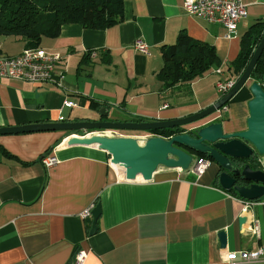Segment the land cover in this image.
<instances>
[{"label": "crops", "instance_id": "0c3cea01", "mask_svg": "<svg viewBox=\"0 0 264 264\" xmlns=\"http://www.w3.org/2000/svg\"><path fill=\"white\" fill-rule=\"evenodd\" d=\"M241 1L246 16L231 39L221 25L188 16L182 0H123V20L104 30L61 26L55 38H43L39 46L61 56L55 83L0 79V128L98 121L100 108L108 111L107 121L119 122L168 121L207 108L217 100L216 82L234 79L226 69L240 52L242 36L264 22V0ZM179 35L213 47L218 64L190 84L164 88L155 77L161 52ZM136 40L147 45L148 55L133 48ZM14 42L20 47L10 53L14 43L0 38V57L24 50ZM251 98L247 85L215 122L225 132L245 130ZM66 136H0V150L12 156L0 154V264H69L78 250L86 253L84 264H227L229 252L264 248V196L247 202L222 190L213 163L199 179L158 167L149 181H127L106 152L66 146L61 143ZM48 149L57 163L45 169L40 158ZM257 163L264 169V155ZM96 204L101 211L89 234L91 217L81 215ZM239 218L246 220L239 224ZM253 220L259 239L250 232ZM219 232L225 233L223 247ZM253 264H264V257Z\"/></svg>", "mask_w": 264, "mask_h": 264}, {"label": "water", "instance_id": "95a60500", "mask_svg": "<svg viewBox=\"0 0 264 264\" xmlns=\"http://www.w3.org/2000/svg\"><path fill=\"white\" fill-rule=\"evenodd\" d=\"M264 52V31L247 65L237 77L234 86L207 108L174 120L152 122L107 121L108 111H96L98 121L59 122L0 128V136L36 132L71 133L61 140L66 146H95L110 156V165L127 181H149L158 167L188 171L198 154L206 155L217 167L215 182L226 192H234L241 200L255 202L264 196V169L253 168L257 157L264 155V76L253 80L252 71ZM253 80V81H252ZM248 85L252 98L247 103L246 129L225 132L220 122L210 121L206 125H195L211 117L219 108ZM185 133L168 139L150 136L143 139L133 137H106L89 135L94 131H126L144 133L162 129L192 126ZM256 165V166H257ZM100 205L90 211L89 234L96 231ZM239 218L238 223L245 222ZM220 246L225 245V233L217 235Z\"/></svg>", "mask_w": 264, "mask_h": 264}, {"label": "trees", "instance_id": "16d2710c", "mask_svg": "<svg viewBox=\"0 0 264 264\" xmlns=\"http://www.w3.org/2000/svg\"><path fill=\"white\" fill-rule=\"evenodd\" d=\"M122 1L0 0V38H13L15 41H20L24 49H32L39 48L43 38H55L61 26L65 24H79L86 29L104 30L123 20ZM263 31L264 22H258L244 33L240 42V52L226 69V72H231L230 77L236 79L241 74L259 43ZM161 58L162 67L155 77L162 82L164 88H171L177 84H190L205 76L218 64L213 47L205 43L193 42L187 35L177 36L173 45L162 50ZM263 76L264 52L252 71L253 80L259 81ZM132 122L146 121L135 119ZM120 133L126 135L134 132L120 131ZM69 134L71 133H66V135ZM142 134L168 139L173 135L182 134V129H162ZM49 152L48 149L45 155ZM0 154L12 158L4 150H0ZM197 157L208 158L200 154ZM253 166L256 167V164ZM229 193L238 197L234 192Z\"/></svg>", "mask_w": 264, "mask_h": 264}, {"label": "built area", "instance_id": "2783aa9c", "mask_svg": "<svg viewBox=\"0 0 264 264\" xmlns=\"http://www.w3.org/2000/svg\"><path fill=\"white\" fill-rule=\"evenodd\" d=\"M182 8L188 16L202 20L208 24H219L225 30V37L231 39L236 37L237 25L246 16L245 5L241 0H182ZM133 48L144 55H148V47L142 40H136ZM61 60L56 52H50L42 48L24 49L14 57H0V79H12L26 83L45 84L55 83L54 70ZM217 74L221 71L217 69ZM236 79H220L215 84L217 100L224 96L235 84ZM165 107V106H164ZM228 106L223 105L213 115L211 121H216L227 112ZM212 115V116H213ZM89 135H100L106 137H129L120 131H94ZM136 139L147 138V136H130ZM51 152V151H50ZM41 158L40 162L45 169H49L57 163V159L51 153ZM212 164L209 158L195 157L188 172L199 179ZM93 207L83 212L82 218H89ZM259 223L253 220L250 228L251 234L259 239ZM264 257V248L259 245L250 251H235L225 255L227 264H253ZM86 253L82 250L75 252L69 264H84Z\"/></svg>", "mask_w": 264, "mask_h": 264}, {"label": "rangeland", "instance_id": "374dc122", "mask_svg": "<svg viewBox=\"0 0 264 264\" xmlns=\"http://www.w3.org/2000/svg\"><path fill=\"white\" fill-rule=\"evenodd\" d=\"M8 41H11V43H14V44H11L10 48L8 49L10 53H13L17 50V48L20 47V44L17 43V42H14L15 39L13 38H8ZM110 117H107L106 119L109 120ZM111 119V118H110ZM143 134L142 133H137V132H134L132 134H126V135H123V136H142Z\"/></svg>", "mask_w": 264, "mask_h": 264}, {"label": "flooded vegetation", "instance_id": "af4514ba", "mask_svg": "<svg viewBox=\"0 0 264 264\" xmlns=\"http://www.w3.org/2000/svg\"><path fill=\"white\" fill-rule=\"evenodd\" d=\"M257 165V164H256ZM253 168H255L254 166H253ZM256 168H257V166H256ZM259 168V167H258Z\"/></svg>", "mask_w": 264, "mask_h": 264}]
</instances>
